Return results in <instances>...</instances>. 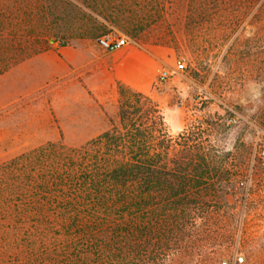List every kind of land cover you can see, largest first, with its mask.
<instances>
[{
    "label": "rangeland",
    "instance_id": "rangeland-1",
    "mask_svg": "<svg viewBox=\"0 0 264 264\" xmlns=\"http://www.w3.org/2000/svg\"><path fill=\"white\" fill-rule=\"evenodd\" d=\"M108 33L154 50L148 93L119 83L115 96L98 95L71 73L20 95L23 74L6 75L48 49L83 43L108 53L96 42ZM179 60L186 69L161 79ZM9 98L0 105V166L33 161L15 176L1 172L0 183L17 187L0 201V264H111L102 246L119 220L138 232L123 240L140 247L129 263L264 264V0H0V102ZM134 124L146 135L143 150L168 151L172 182L187 170L192 184L200 166L201 187H187L185 199L158 196L147 236L132 213L89 229L61 218L74 188L55 187L65 158ZM49 198L55 203L38 211L34 203Z\"/></svg>",
    "mask_w": 264,
    "mask_h": 264
},
{
    "label": "trees",
    "instance_id": "trees-1",
    "mask_svg": "<svg viewBox=\"0 0 264 264\" xmlns=\"http://www.w3.org/2000/svg\"><path fill=\"white\" fill-rule=\"evenodd\" d=\"M128 117L129 111L124 106L121 109V119L126 121ZM145 136L142 128L134 124L128 127L126 132H121L118 128L108 130L87 147L74 149L73 153L65 158L66 174H60L59 178L54 181L57 188L62 187L63 182L66 181H70V185L74 184L71 195H66L67 203L62 208L63 212H60V217H68L70 221L72 219L75 222L82 218L83 224L80 227L89 229L104 224L115 216L124 217L132 213L134 217L136 216L133 227L136 226L135 228L142 235L147 236L149 231L153 230L151 227H154V213L156 212L154 202L158 196L166 202L172 194L178 196V199H185L189 194L187 187L197 190L201 187L199 180L206 173L204 168L194 167L193 176L197 175L196 179L199 180H195L192 184L184 182L183 176L186 178L188 173L187 170H183L176 185L171 181L168 173L169 168L165 159L168 151L158 154L143 150L142 143ZM128 154L129 156L126 157ZM30 156L25 155L21 162L18 159L1 165L0 176L1 172L8 176L17 175L19 163L23 165L25 162L33 161V158H28ZM14 186L17 187V185H11L10 181L2 180L0 201H8L7 194L11 193ZM35 186L39 189L44 184L33 182V185L29 187L35 190ZM54 201L51 198L39 199L34 206L38 211H42L45 205L51 206L55 203ZM68 210L70 212H67ZM37 218L39 219L40 216ZM44 218L47 220L49 217ZM75 222H71V226ZM120 222V220L117 221L116 230L107 238L106 243L108 244L105 243L106 246H102L101 257L110 259L111 264H135L126 262L125 259L130 253L135 254L140 247L129 245V248H126L123 240L126 234L135 236L138 232L134 228L131 229L132 227L125 228L124 223ZM87 253L86 257L93 254L89 250ZM147 253L152 254L146 250L142 255ZM91 257L97 259L94 254Z\"/></svg>",
    "mask_w": 264,
    "mask_h": 264
},
{
    "label": "crops",
    "instance_id": "crops-1",
    "mask_svg": "<svg viewBox=\"0 0 264 264\" xmlns=\"http://www.w3.org/2000/svg\"><path fill=\"white\" fill-rule=\"evenodd\" d=\"M157 67L154 50L132 45L102 53L93 45L81 43L37 53L10 69L6 75L23 74L16 84L20 95L28 93L30 88H41L55 79L79 73L87 87L96 94L103 95L108 91L115 96L119 83L148 93L153 87ZM26 68H30L33 86L25 78ZM9 100L2 99L0 105Z\"/></svg>",
    "mask_w": 264,
    "mask_h": 264
},
{
    "label": "built area",
    "instance_id": "built-area-1",
    "mask_svg": "<svg viewBox=\"0 0 264 264\" xmlns=\"http://www.w3.org/2000/svg\"><path fill=\"white\" fill-rule=\"evenodd\" d=\"M131 39L124 35L108 33L97 37V44L106 51H114L131 43ZM187 65L185 61L179 60L177 66L171 70H164L161 79H167L175 73L183 72ZM264 155V150L261 152Z\"/></svg>",
    "mask_w": 264,
    "mask_h": 264
}]
</instances>
